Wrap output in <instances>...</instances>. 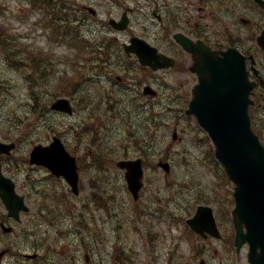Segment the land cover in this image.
Here are the masks:
<instances>
[{
	"label": "rangeland",
	"instance_id": "374dc122",
	"mask_svg": "<svg viewBox=\"0 0 264 264\" xmlns=\"http://www.w3.org/2000/svg\"><path fill=\"white\" fill-rule=\"evenodd\" d=\"M70 2L67 0L66 4L70 6ZM45 3L33 6L29 0H0V21L7 29L11 52L19 59L32 58L34 67L22 61L12 63L0 51V132L11 128L20 138L11 156L4 155V171L16 181L18 192L26 195L30 206L20 223H8L15 227L12 234L0 229V249L13 250L4 257L3 264H185L192 258L190 248L194 244L188 239L185 226L189 210L193 211L199 202L210 204L220 218L218 205L233 207V183L215 158L212 141L196 118L185 117L176 105H170L177 103L196 79L185 78L176 71L158 74V96L134 106L128 97L131 95L121 93L136 86L137 80L131 76L140 72L106 61L102 65L106 70L112 69L107 74L92 63L97 61L95 57L91 60L88 48L92 43L87 38L96 41L91 35L97 21H74L76 31L87 38L77 40L70 32L62 37L61 25L46 13L53 6ZM239 11L246 12L245 6L240 5ZM100 12L105 13L102 8ZM132 24L134 29L139 28L138 21L133 20ZM4 37L0 36L1 40ZM37 53H44L49 64H44ZM118 76L122 79L118 80ZM33 90L44 106L57 96L70 97L74 114L52 110L43 113L45 107L41 104L35 106L38 112L31 113ZM123 96H127L126 101L120 100ZM151 104L155 112L165 113L162 120L155 119L150 130L157 144L161 139L164 142L155 154L144 153H149L148 168L140 198L135 200L116 162L139 156L128 138L126 119L134 120V128L143 129L141 118L147 114L143 108L148 109ZM14 113L20 117L16 121ZM175 126L178 135L173 140ZM54 135L60 136L80 161L89 158L90 151L101 155L104 161L90 163L81 170V192L75 199L77 210L71 219L60 215L58 209L51 211L52 216L59 218V224L50 221L54 220L51 217L49 220L39 216L41 201L36 197L40 190H46V199H55L54 193L68 199V184L62 178L55 179L46 168L25 161L33 145L47 144ZM163 155L172 165L169 174L152 168V163ZM4 215L3 206L0 221ZM81 218L82 224H74V219ZM33 221L37 225L30 230L29 223ZM38 246L44 249L39 250ZM207 249L198 245L197 251L204 252L203 257L212 264L211 256L218 243L209 244ZM35 250L40 252L36 260L24 257V252ZM86 252L89 262L85 260Z\"/></svg>",
	"mask_w": 264,
	"mask_h": 264
},
{
	"label": "water",
	"instance_id": "95a60500",
	"mask_svg": "<svg viewBox=\"0 0 264 264\" xmlns=\"http://www.w3.org/2000/svg\"><path fill=\"white\" fill-rule=\"evenodd\" d=\"M262 5L264 1L258 0ZM261 38H264V34ZM207 55L197 59L201 64L200 83L194 88V96L187 113H195L199 123L208 131L216 145V156L224 164L230 178L236 183L235 198L237 206L234 209V219L239 227L238 242L251 240L256 231L260 242H253L264 247V148L254 136L248 116L249 93L253 84L248 81L245 69V57L237 50L229 52L216 60H207ZM148 63V62H144ZM212 63V64H211ZM171 65V64H170ZM162 63L157 67H167ZM52 108L71 112L68 99H57ZM15 143L0 142V152L9 153ZM31 163L48 166L58 176L64 175L78 191V172L75 157L66 150L59 137H54L51 144L36 145L31 152ZM122 167H127L126 177L134 194L141 185L143 175L141 159L121 161ZM168 169V165H165ZM0 195L9 209V215L19 218L20 210H27L24 197L16 193L15 183L1 172L0 164ZM201 216L209 225L215 227L211 209L199 207ZM200 219V214L198 215ZM245 223L247 233H242ZM4 230H11L4 226ZM3 252L0 253V258Z\"/></svg>",
	"mask_w": 264,
	"mask_h": 264
},
{
	"label": "flooded vegetation",
	"instance_id": "af4514ba",
	"mask_svg": "<svg viewBox=\"0 0 264 264\" xmlns=\"http://www.w3.org/2000/svg\"><path fill=\"white\" fill-rule=\"evenodd\" d=\"M72 3L74 12H78V15L83 18H95L96 15L92 14L87 6L102 7L105 5L109 7L105 12L106 16L101 19L107 21L108 24L95 25L91 36L94 39L104 40V47H99L98 52L107 54L104 60L115 66L120 65L121 58L118 55H126V43L134 35L148 40L160 52L173 55L177 60H181L180 56L185 55L188 65L192 63V56L177 42V36L203 41L214 50L239 47L238 0H72ZM127 3H133L135 8H132V12L156 24L154 29L149 30L145 25H141V29L134 34L127 30H116L110 25L112 18L120 19L123 11L128 7ZM120 6H126V8L116 16ZM251 14L254 18L247 25V33H243L241 37L242 40L246 39L247 47L244 46L241 49L247 54L257 55L256 63L264 78V49L257 43L258 34L264 29V11L252 9ZM129 58L136 59L135 57ZM139 68L142 69L146 84L155 85L157 83L158 77L155 71L140 64ZM251 77L255 78L253 73ZM258 80L259 87L255 91L254 104L257 105L258 112L253 119V125L264 143V85L260 84L259 78ZM136 91L132 90V92Z\"/></svg>",
	"mask_w": 264,
	"mask_h": 264
},
{
	"label": "trees",
	"instance_id": "16d2710c",
	"mask_svg": "<svg viewBox=\"0 0 264 264\" xmlns=\"http://www.w3.org/2000/svg\"><path fill=\"white\" fill-rule=\"evenodd\" d=\"M2 35L5 36V31L2 28H0V36H2ZM0 40H1V38H0ZM16 117H18V115H16ZM5 137H10V134H7Z\"/></svg>",
	"mask_w": 264,
	"mask_h": 264
}]
</instances>
